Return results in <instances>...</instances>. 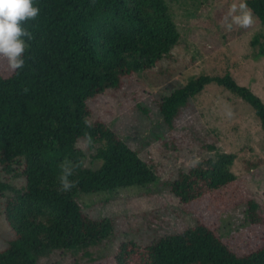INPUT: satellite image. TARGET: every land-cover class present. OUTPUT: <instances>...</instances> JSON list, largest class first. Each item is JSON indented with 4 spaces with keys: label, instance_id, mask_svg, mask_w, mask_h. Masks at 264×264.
<instances>
[{
    "label": "trees",
    "instance_id": "16d2710c",
    "mask_svg": "<svg viewBox=\"0 0 264 264\" xmlns=\"http://www.w3.org/2000/svg\"><path fill=\"white\" fill-rule=\"evenodd\" d=\"M34 3L40 11L24 22L31 40L23 68L14 70L0 57V194L14 234L0 249V264H39L57 250L94 260L92 247L114 232L115 218L92 217L78 197L147 187L158 175L153 160L143 159L105 120L94 117L89 101L171 59L182 33L166 0ZM245 3L264 27V0ZM260 37L252 40L260 45L258 56L264 55ZM210 85L250 104L264 129L263 99L230 70L191 76L165 95L158 105L168 129H175L191 99ZM80 139L98 144L93 155L101 161L98 168L83 165ZM236 157L234 152L207 156L167 180L183 209L195 215V225L146 244L126 241L117 264H264V242L239 253L215 226L223 214L245 205V229L264 231V205L233 171ZM65 165L72 170L68 190L60 180ZM207 210L211 220L203 214Z\"/></svg>",
    "mask_w": 264,
    "mask_h": 264
},
{
    "label": "rangeland",
    "instance_id": "374dc122",
    "mask_svg": "<svg viewBox=\"0 0 264 264\" xmlns=\"http://www.w3.org/2000/svg\"><path fill=\"white\" fill-rule=\"evenodd\" d=\"M166 1L182 33L173 57L151 71L136 74L123 89L108 90L89 101L94 117L105 120L143 159L153 160L158 180L147 187L81 194L78 200L92 217L115 218L114 232L92 247L94 260L78 251L57 250L39 264H117L116 254L126 241L146 244L192 227L195 215L183 209L166 181L221 152L236 154L233 171L264 205V129L250 104L225 88L210 85L191 99L173 130L163 122L158 105L191 76L227 70L264 101V55H257L259 44L252 45L256 35L264 42V27L252 15L247 25L236 22V17L250 12L245 0ZM77 145L85 153V167L101 165L93 157L98 144L91 146L80 139ZM4 198L0 194V249L14 237L2 213ZM245 210L241 205L215 223L221 236L239 253L264 242L263 230L245 229ZM203 214L210 220L213 217L208 210Z\"/></svg>",
    "mask_w": 264,
    "mask_h": 264
},
{
    "label": "clouds",
    "instance_id": "9594fccd",
    "mask_svg": "<svg viewBox=\"0 0 264 264\" xmlns=\"http://www.w3.org/2000/svg\"><path fill=\"white\" fill-rule=\"evenodd\" d=\"M39 11L34 0H0V57L6 58L8 65L14 70L23 68V53L31 40L24 22L35 18ZM235 19L237 23L247 25L251 22V14L245 12ZM71 171V167L64 166L60 177L64 190L72 187V182L68 179Z\"/></svg>",
    "mask_w": 264,
    "mask_h": 264
}]
</instances>
